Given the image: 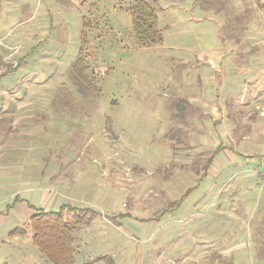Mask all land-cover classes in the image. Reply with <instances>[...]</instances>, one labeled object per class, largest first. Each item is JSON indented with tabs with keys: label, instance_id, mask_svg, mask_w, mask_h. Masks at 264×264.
<instances>
[{
	"label": "rangeland",
	"instance_id": "rangeland-1",
	"mask_svg": "<svg viewBox=\"0 0 264 264\" xmlns=\"http://www.w3.org/2000/svg\"><path fill=\"white\" fill-rule=\"evenodd\" d=\"M147 1L162 40L143 48L128 0H0V36L12 29L8 43L34 47L0 80V103L32 117L6 137L0 264H49L27 225L62 206L74 264H264V218L260 229L247 220L259 222L258 190H241L246 218L230 204L217 219L210 198H233L243 175L212 181L204 166L220 146L252 153L257 168L264 159V138L251 137L264 123V0ZM80 47L90 89L72 74Z\"/></svg>",
	"mask_w": 264,
	"mask_h": 264
},
{
	"label": "crops",
	"instance_id": "crops-1",
	"mask_svg": "<svg viewBox=\"0 0 264 264\" xmlns=\"http://www.w3.org/2000/svg\"><path fill=\"white\" fill-rule=\"evenodd\" d=\"M11 32H12V29L7 34L0 36V44H1V46H0V60L3 57L8 56L10 54V49H13V48L16 49L17 48L18 51L15 55H17L18 66L10 74H7L3 77H0V80L6 76H12L15 72H17L19 70V68L22 67V64L25 60L24 58L27 57L30 53L34 52V47H30V49L27 50L28 48L23 49L22 47H20V44L8 43L7 41L9 39L10 35L12 34ZM32 35H33L32 32L30 34L29 33L26 34L25 32H23V33H21V38H24L27 36L32 37ZM14 58H16V57H14ZM27 107L28 106H25L21 102H18V103L17 102H15V103L14 102H8V103L2 102V103H0V173L12 172V169L7 168V164L4 163V160H5L4 154H5V151L8 150L7 147H9V145H6V142H7L6 137L11 138L10 140H15V142H16V137L24 134L25 130L27 131L26 128H24V129L22 128L23 127L22 125L25 123L31 125L32 117H24L22 115L27 114V113H19L21 109H24ZM11 108L15 109V111L17 112V114L15 113L16 115L12 116V114L7 112V110H9ZM262 113H263V111H262ZM259 117L260 118L263 117V119H264V116H259ZM263 126H264L263 121H260V122L255 121L253 133H251V137L253 138V136H255V135H257V137L253 138V141H252V142H254L253 144H258L255 141H258L261 137L264 138ZM247 137L249 138L250 136H247ZM257 138H259V139H257ZM243 140H246V137ZM263 147H264V145L263 146L260 145L259 149L262 150ZM14 151L18 152L17 149L13 148L12 152H14ZM257 164L258 163L255 161L252 153L235 154L233 151L225 150V149H223V151H220L218 153V155L214 159L211 167L208 169L209 180H212V181L217 180L219 173L226 172V171L230 174L229 179L231 181H233V179H235L241 175H243L242 176L243 178L241 180L239 179L240 181H236L234 187H232V189L235 190V193H233V196H234L233 198L231 196H229L226 199H223L222 201L221 200L218 201L214 197L210 198V200H209L210 208L212 207V205H215L214 206L215 208L217 207L216 211H215L216 215L214 214V216L218 217L217 219H223L220 217L225 216V215H226V217H228L227 213L231 209L230 204H234L235 207L237 206L235 208V212H238V213H236V214L241 215L243 218H246L247 210H245L243 207L245 200H243L241 197V190L242 189L244 190L246 188H248L249 190H251V189L255 190L256 189V191L257 190L258 191L256 192L257 193L256 196L253 197V199H255V200H253L252 205L257 206L254 209V213L257 212L256 215L258 217L256 218V220H259V222L255 221L254 223H252L253 220L250 218L247 220L250 221L249 222L250 227L257 225L256 229H260V228H258L259 227L258 224H260L261 223L260 220H263V218H264V214H262V213H264V210H263L264 209V181L260 176H258L257 174L254 173V171L260 170L259 167L257 168ZM249 165L252 167H249ZM248 180L250 181V183L246 184V182ZM253 180H254V183H253ZM31 182H33L34 185H32ZM24 183L26 185L27 182L24 181ZM29 183H30V185L29 186L24 185L25 186L24 188H28L31 190L38 188L37 184H35V183H37L36 180L32 181L30 179ZM42 188L45 191L44 195L42 196V204L47 205V206H50L51 204L53 205V203H55V200H53V198H52L53 196H51V191L46 186L42 187ZM213 189H214L213 186H211L209 193ZM20 201H22V199L20 200V198H19V202ZM54 206L56 208L59 205H58V203H56V205H54ZM260 206L262 209L260 208ZM58 208H60V207H58ZM7 210H8V212H10V205H7ZM45 210H48V207H46ZM190 217H189V219H190ZM196 217H198V216H195V217L193 216L192 218L194 219ZM230 217H233V216H230ZM247 220H246V222H247ZM191 224H192L191 228H193V229H195L201 225V224L199 225V224H193V223H191ZM256 233H259V232L257 231Z\"/></svg>",
	"mask_w": 264,
	"mask_h": 264
},
{
	"label": "trees",
	"instance_id": "trees-1",
	"mask_svg": "<svg viewBox=\"0 0 264 264\" xmlns=\"http://www.w3.org/2000/svg\"><path fill=\"white\" fill-rule=\"evenodd\" d=\"M128 1L130 6L126 11L132 18V33L136 44L144 48L160 43L162 36L158 28L156 10L147 0ZM84 35V32L80 35L81 44L85 42ZM81 51L82 48L80 47L79 55L72 67V74L80 84L86 85L90 89L93 87L85 75L87 69ZM180 113H182V108ZM223 149L220 146L212 152L205 162V168L209 169L211 167L214 159ZM259 176L262 178L261 175ZM64 207H60L59 211L38 209L29 218L27 225L32 233V244L49 264H74L73 231L76 223H71L64 219L62 214ZM17 233L24 234L25 231L18 230Z\"/></svg>",
	"mask_w": 264,
	"mask_h": 264
},
{
	"label": "built area",
	"instance_id": "built-area-1",
	"mask_svg": "<svg viewBox=\"0 0 264 264\" xmlns=\"http://www.w3.org/2000/svg\"><path fill=\"white\" fill-rule=\"evenodd\" d=\"M1 46V44H0ZM17 48L16 49H10V54L8 56H5L1 59L0 61V77H3L7 74H10L13 72L17 66L18 62L17 60L13 57L17 53ZM255 174L261 175L264 181V159L262 160V164L260 166V172L254 171Z\"/></svg>",
	"mask_w": 264,
	"mask_h": 264
}]
</instances>
